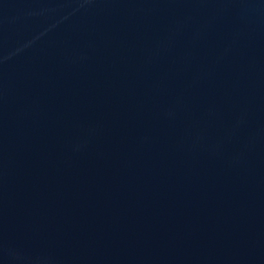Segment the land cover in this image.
I'll return each instance as SVG.
<instances>
[{"label":"water","instance_id":"95a60500","mask_svg":"<svg viewBox=\"0 0 264 264\" xmlns=\"http://www.w3.org/2000/svg\"><path fill=\"white\" fill-rule=\"evenodd\" d=\"M0 264H264V0H0Z\"/></svg>","mask_w":264,"mask_h":264}]
</instances>
